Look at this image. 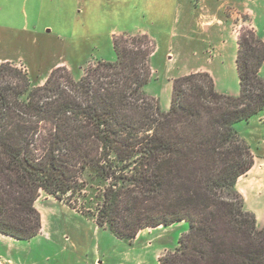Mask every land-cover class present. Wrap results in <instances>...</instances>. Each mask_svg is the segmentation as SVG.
I'll return each mask as SVG.
<instances>
[{
	"label": "trees",
	"instance_id": "obj_1",
	"mask_svg": "<svg viewBox=\"0 0 264 264\" xmlns=\"http://www.w3.org/2000/svg\"><path fill=\"white\" fill-rule=\"evenodd\" d=\"M112 42L116 59L78 80L62 65L33 86L22 66L0 62V233L37 235L44 193L122 240L187 221L158 264H264V224L236 187L254 157L235 129L264 110V40L238 32V95L190 72L172 79L167 111L143 91L153 41Z\"/></svg>",
	"mask_w": 264,
	"mask_h": 264
},
{
	"label": "rangeland",
	"instance_id": "obj_2",
	"mask_svg": "<svg viewBox=\"0 0 264 264\" xmlns=\"http://www.w3.org/2000/svg\"><path fill=\"white\" fill-rule=\"evenodd\" d=\"M240 29H253L264 40V0H0V62L22 66L33 86L62 65L78 80L88 65L116 59L113 37L146 34L155 50L143 91L167 111L172 79L190 72L207 71L218 92L239 94ZM259 73L264 77V63ZM237 126L251 138V146L243 140L259 162L264 110ZM40 195V232L15 240L14 256L23 264H158L189 227L182 220L122 240L52 196Z\"/></svg>",
	"mask_w": 264,
	"mask_h": 264
},
{
	"label": "crops",
	"instance_id": "obj_3",
	"mask_svg": "<svg viewBox=\"0 0 264 264\" xmlns=\"http://www.w3.org/2000/svg\"><path fill=\"white\" fill-rule=\"evenodd\" d=\"M10 7H12V4ZM244 11L248 10L245 9ZM236 130L240 137L251 146L252 140L246 135L243 128L241 130V126H237ZM260 136L259 145L262 146V148H259V162L257 160L258 157L254 156L256 160L251 168L244 175L240 176L236 182V187L243 196L245 207L255 213L258 226L264 224V134ZM38 200L39 198L35 201V207L42 219L43 211L39 204L40 201ZM258 200L259 206H257ZM15 240L17 239L0 233V262L8 260L11 264H23L19 257L14 256V251L17 246Z\"/></svg>",
	"mask_w": 264,
	"mask_h": 264
}]
</instances>
